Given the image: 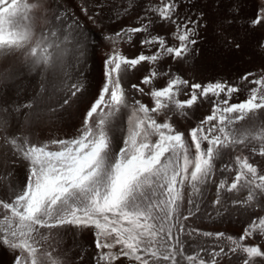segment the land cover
<instances>
[{
    "label": "snow or ice",
    "instance_id": "snow-or-ice-1",
    "mask_svg": "<svg viewBox=\"0 0 264 264\" xmlns=\"http://www.w3.org/2000/svg\"><path fill=\"white\" fill-rule=\"evenodd\" d=\"M135 3L0 0V58L23 68L0 72V264H63L50 236L65 228L92 236L77 262L264 261V0H149L135 26L101 34L112 47L93 84L92 28ZM208 37L256 70L205 76L191 62ZM32 74L29 96L23 82L5 94ZM234 210L247 214L239 236L187 223Z\"/></svg>",
    "mask_w": 264,
    "mask_h": 264
},
{
    "label": "rangeland",
    "instance_id": "rangeland-1",
    "mask_svg": "<svg viewBox=\"0 0 264 264\" xmlns=\"http://www.w3.org/2000/svg\"><path fill=\"white\" fill-rule=\"evenodd\" d=\"M29 2H34V1L29 0ZM134 18H135V16H131V18L129 20L127 19V22L126 21L123 22L122 26L134 25L135 24ZM101 28L102 27H100V29L98 28L100 30V32H102V31H104V32L106 31L105 33H111L112 32V31L110 32L109 30H105L104 28H102V29ZM163 30L165 31V29H162V31ZM160 31H161V29H160ZM162 31H161V33L164 32V31L163 32ZM119 46L124 50L125 54H127L129 56L134 55L137 51L136 48H133L131 45H128L127 43L122 42ZM111 47H112V45H110L107 41H105L101 35L99 45H98L97 57H96L97 62H98V66H99L98 79L100 78V76L102 74V65H103V60L105 58V53L108 52ZM5 65H8V66L13 65L14 66V63L9 64L7 59L0 58V68H3L2 66L6 67ZM158 83H163V81L162 80L158 81ZM139 98L142 100V102H145V103L149 102L147 97H139ZM201 110L206 112L207 106H205ZM201 110H197L195 114H193V113H192V115L190 114V116L192 117L191 120H179L177 122L178 130H185L188 127H190L192 125V120L195 119V115H198L199 111H201ZM175 119L176 118L174 117V120ZM260 119L264 120V117H260ZM14 123L15 122L12 121V124H14ZM240 123L243 124L245 122L241 121ZM49 131L50 130H48V129H42L40 131L39 136L43 139H46L49 135ZM67 131H68V128L64 127V131L61 133H58V134L63 135L64 132H67ZM243 154L247 155L246 152ZM256 159H260V158L257 157ZM213 191H214V189H213ZM208 198L209 199L213 198L212 193H209ZM262 214H264V213H262ZM246 215L247 214L242 216L239 210H234V217L231 219L227 218L228 214L226 213L224 217H220V218L215 219V220H208V219L196 220L195 218H191L190 221L187 223H191L193 227L200 228L204 231H212V232L223 231L228 235L239 236V234L243 230ZM91 241H92V236L90 233L82 232L79 235H77L75 230L71 229V228L53 230V233L50 236V242L55 247V252L53 254L57 255V254L67 253L66 256L62 257L63 258V264H91L90 253L85 255L83 261H79V262L76 261L75 258L79 255V249L74 246L76 242H81L84 244H90ZM259 242H260V238L257 237L256 239H254L252 241H246L245 243H259ZM226 251H227V249H226ZM219 264H237V257L232 256L230 259L226 257L223 260H220ZM257 264H264V261H261L260 258H257Z\"/></svg>",
    "mask_w": 264,
    "mask_h": 264
},
{
    "label": "bare ground",
    "instance_id": "bare-ground-1",
    "mask_svg": "<svg viewBox=\"0 0 264 264\" xmlns=\"http://www.w3.org/2000/svg\"><path fill=\"white\" fill-rule=\"evenodd\" d=\"M49 2L53 3L54 0H49ZM66 2L68 5L75 7V0H66ZM148 2L149 0H136V3L134 4L133 9L128 15L124 16L122 19L116 20L114 23L105 21V24L102 25L101 27L104 28L105 30H109L110 32L113 30H119L120 27H122V24L124 21L127 22V19L129 20L131 16H136L140 14L143 5ZM115 3L123 7L126 4V0H115ZM76 11L78 12L79 9H76ZM248 11L250 12V9H248ZM133 26H135V24ZM99 29L92 28L91 30V35L93 39L96 41L97 47L95 49L94 58L89 61L90 71L86 73V75L91 79L93 84H95V82L98 80L99 66H98L96 57H97L100 36L102 32L103 33L106 32V31L100 32ZM160 29L162 31V28H158L157 31L161 32ZM208 41L209 42H206L202 45L200 54L191 62V64L195 66L197 69L202 70L205 76L211 77L217 73H220L223 75L237 76L240 73L248 69L256 70V64L251 62L252 61L251 56H242L240 58H237V57L225 58L222 56V54H219L217 50L212 47L210 43V37H208ZM89 55H91V50L89 51ZM13 63H14V66L13 65L12 66L5 65L6 67L2 66L3 68H0V72L5 71V70H9L11 72H16V71L22 72L23 71V68L19 63L17 62H13ZM173 67H175V65H173ZM36 81H37L36 74L21 76L20 79L15 80L8 84V86L5 88V94L8 95V94L14 93L15 91L14 86L19 85L21 84V82H23L24 88L22 90L21 95L22 97H27L32 93V89L36 87ZM190 114L192 115V113ZM70 122L71 121L69 120V123ZM41 130L38 131V135L40 134ZM191 243H193V241H187V244H191ZM186 250L190 251V249H187V245H186ZM7 259L8 258L5 255L3 257L4 264H7Z\"/></svg>",
    "mask_w": 264,
    "mask_h": 264
}]
</instances>
